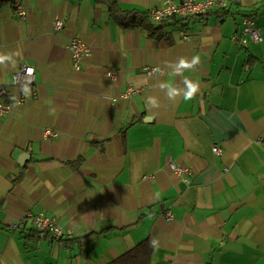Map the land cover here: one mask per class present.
I'll list each match as a JSON object with an SVG mask.
<instances>
[{
	"label": "crops",
	"instance_id": "crops-1",
	"mask_svg": "<svg viewBox=\"0 0 264 264\" xmlns=\"http://www.w3.org/2000/svg\"><path fill=\"white\" fill-rule=\"evenodd\" d=\"M15 1L26 20L0 6V54L20 55L0 66V88L24 61L36 97L27 87L25 103L0 116V264H107L147 238L157 242L150 264H264V0H212L225 7L167 22L169 44L118 28L94 0ZM114 1L150 12L163 0ZM244 18L259 45L237 40ZM72 38L91 51L79 71ZM194 55L196 70L173 79L198 81L200 92L173 102L157 85ZM129 86L136 92L121 98ZM169 161L189 169V184ZM26 212L55 218L72 238L38 235L30 220L17 228Z\"/></svg>",
	"mask_w": 264,
	"mask_h": 264
},
{
	"label": "built area",
	"instance_id": "built-area-1",
	"mask_svg": "<svg viewBox=\"0 0 264 264\" xmlns=\"http://www.w3.org/2000/svg\"><path fill=\"white\" fill-rule=\"evenodd\" d=\"M14 8L17 17L21 21H25L26 13L21 5V3L14 1ZM217 4L212 0H163L161 5L158 8H155L149 12V18L152 22L158 23L166 18H197L203 20L206 16L208 10ZM243 28L241 31V36L237 40L241 43H246L247 41L252 42L255 45H259L261 42V38L258 30L253 26V23L250 18H244ZM54 28L56 30H60L64 22L61 20H56L54 23ZM181 37L184 40L188 39L187 33H181ZM2 47L1 39H0V49ZM70 57H71V67L74 71H79L81 68L82 61L89 57L91 54L90 48L81 40L77 38H72L67 46ZM29 69H31V74L29 73ZM157 68L149 67L143 69V72L147 75H159L162 71H156ZM34 85V69L26 64V62H22L18 70L12 75V77L5 83V86L0 88V92L6 94V88H15L18 89L19 93L14 101L16 104H24L26 101L25 88H31V96L32 98L36 97L35 92L32 87ZM136 90L129 86L125 90V92L121 95V98H128L132 94H134ZM11 109V103H4L0 101V116L7 114ZM48 135H54V133L46 131ZM213 152L215 154L219 153V149L217 147L213 148ZM169 170L175 175L181 177V180L186 185L189 184V176L190 171L188 168H183L175 165L173 162L169 161L167 163ZM166 219H171V214H166ZM31 220L32 227L38 234H46L51 237L53 240L62 241L64 239H69L72 237V233L68 230H64L60 227L56 220L47 216L43 213L32 214L30 212H26L21 219V223H24L27 220ZM18 227V226H17Z\"/></svg>",
	"mask_w": 264,
	"mask_h": 264
},
{
	"label": "trees",
	"instance_id": "trees-1",
	"mask_svg": "<svg viewBox=\"0 0 264 264\" xmlns=\"http://www.w3.org/2000/svg\"><path fill=\"white\" fill-rule=\"evenodd\" d=\"M94 1L97 4H102L106 7V13L109 20H111L118 28L122 30H138L148 39L153 41H164L166 44L170 43V32L165 30V28L169 26L167 25V22L172 21L174 24L184 19H188L166 18L159 23H153L149 18V12H143L136 9L123 10L114 0ZM8 2H11L12 4L14 0H0V6ZM258 11L259 9H254L251 13L254 15ZM6 97H8V94L0 92V99ZM153 248L154 244L149 238H147L107 264H150Z\"/></svg>",
	"mask_w": 264,
	"mask_h": 264
},
{
	"label": "clouds",
	"instance_id": "clouds-1",
	"mask_svg": "<svg viewBox=\"0 0 264 264\" xmlns=\"http://www.w3.org/2000/svg\"><path fill=\"white\" fill-rule=\"evenodd\" d=\"M20 52L15 53H4L0 54V66H8L9 64H15V56H19ZM201 63V58L199 55H194L191 59H187L181 57L178 61L169 64L172 66L171 75L167 81H161L157 85V87L165 92L167 98L173 102H176L177 98H182L183 101H192L197 97V94L200 92L201 85L198 81H194L188 77H184L183 79V87H180L173 77L183 76L185 71L194 72L196 70V66ZM31 69H29V73L31 74ZM156 71H160L157 69ZM163 75V73H162ZM30 94L29 89L25 88V95ZM147 105L151 108L160 107L159 100L154 96L147 97ZM45 186L49 188L50 191H54L50 182L45 181ZM154 245L157 243L156 241L152 242Z\"/></svg>",
	"mask_w": 264,
	"mask_h": 264
},
{
	"label": "bare ground",
	"instance_id": "bare-ground-1",
	"mask_svg": "<svg viewBox=\"0 0 264 264\" xmlns=\"http://www.w3.org/2000/svg\"><path fill=\"white\" fill-rule=\"evenodd\" d=\"M15 1V0H14ZM218 4V3H217ZM219 4H223V3H219ZM12 6H13V10H14V12H15V8H14V4L12 3ZM218 8H222V7H225V4H224V6H222V5H216ZM216 6H213V7H216ZM212 8V7H211ZM210 8V9H211ZM209 9V10H210ZM25 10V9H24ZM208 10V11H209ZM26 13V12H25ZM208 13V12H207ZM15 15H16V13H15ZM17 16V15H16ZM19 19V18H18ZM20 20V19H19ZM26 20V19H25ZM62 21V20H61ZM55 22V21H54ZM152 22V21H151ZM154 23V22H153ZM159 23V22H158ZM64 26V25H63ZM63 28V27H62ZM61 28V29H62ZM259 32V31H258ZM189 38V37H188ZM181 39H183L182 37H181ZM184 40V39H183ZM1 44H2V42H1ZM2 48V47H1ZM1 50V49H0ZM22 64V63H21ZM27 64V63H26ZM28 65V64H27ZM20 67V66H19ZM30 67H32V66H30ZM33 68V67H32ZM71 69H72V67H71ZM18 70V69H17ZM73 70V69H72ZM74 71V70H73ZM34 75H35V72H34ZM16 100V99H15ZM14 100V101H15ZM1 101V100H0ZM14 101L13 102H11V104H13L14 103ZM10 104V103H9ZM6 115V114H5ZM4 116V115H3ZM214 147H216V146H214ZM213 147V148H214ZM218 148V147H217ZM219 149V148H218ZM213 150V149H212ZM219 152H220V149H219ZM214 153V152H213ZM219 154V153H218ZM176 165V164H175ZM168 166V165H167ZM180 167V166H179ZM31 213V212H30ZM32 214H34V213H32ZM36 214H39V213H36ZM44 214V213H43ZM170 214V213H169ZM46 215V214H45ZM48 216V215H47ZM166 216V215H165ZM166 218V217H165ZM55 219V218H54ZM56 220V219H55ZM27 221H29V219L27 220ZM27 221H25L24 223H21L20 222V224L18 225V227L17 228H19L21 225H24V224H26L27 223ZM31 221V220H30ZM58 224V223H57ZM31 225H32V222H31ZM61 227V226H60ZM33 228V227H32ZM34 230V229H33ZM65 230V229H64ZM35 231V230H34ZM69 231V230H68ZM36 233V232H35ZM36 234H38V233H36ZM38 235H42V236H44V235H46V234H38ZM46 236H48V235H46ZM49 237V236H48ZM51 238V237H50ZM72 238V237H71ZM71 238H69V239H64V240H62V241H57V242H59V243H62L63 241H66V240H70ZM52 239V238H51ZM53 240V239H52ZM56 241V240H55Z\"/></svg>",
	"mask_w": 264,
	"mask_h": 264
},
{
	"label": "water",
	"instance_id": "water-1",
	"mask_svg": "<svg viewBox=\"0 0 264 264\" xmlns=\"http://www.w3.org/2000/svg\"><path fill=\"white\" fill-rule=\"evenodd\" d=\"M28 157H29V156H28L27 153H23V154L19 157V159H18V164H19L20 166H23L24 163L26 162V160H27Z\"/></svg>",
	"mask_w": 264,
	"mask_h": 264
}]
</instances>
